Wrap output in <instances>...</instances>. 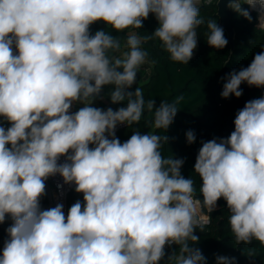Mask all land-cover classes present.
<instances>
[{"label": "clouds", "instance_id": "1", "mask_svg": "<svg viewBox=\"0 0 264 264\" xmlns=\"http://www.w3.org/2000/svg\"><path fill=\"white\" fill-rule=\"evenodd\" d=\"M210 3L0 0V224L11 220L0 264H160L172 245L179 252L167 255L166 264H206L190 245L221 198L236 244L264 246V95L236 112L228 137L201 141L193 167L202 201L193 180L181 174L185 158L162 155L168 137L134 127L146 108L145 127L167 131L183 100L145 104L140 87L129 90L147 62L142 43L158 39L172 62L188 64L204 24L199 5ZM243 4L258 6L257 27L264 30V0H228L229 9L251 21ZM150 14L158 21L155 31L128 35L126 51L104 29L90 31L98 21L117 33L141 29ZM207 29L209 46L228 44L216 20L209 19ZM222 79L223 98L241 97L245 82L264 87V51ZM106 86L113 87L110 102L126 106H92L105 98ZM77 104L83 106L72 111ZM120 125L133 129L124 142L116 135ZM185 136L189 145L196 141L192 130ZM57 174L63 180L58 188L74 185L83 194L67 215L63 203L41 207L46 181ZM234 260L216 256V264Z\"/></svg>", "mask_w": 264, "mask_h": 264}, {"label": "trees", "instance_id": "2", "mask_svg": "<svg viewBox=\"0 0 264 264\" xmlns=\"http://www.w3.org/2000/svg\"><path fill=\"white\" fill-rule=\"evenodd\" d=\"M199 8V18L204 20V24L197 29L198 49L189 63L172 62L169 54L162 49L158 39L142 43L141 47L148 52L147 63L140 67L137 84H134L129 90L134 91L135 87H140L144 94L145 104L149 99H155L157 106L160 101L171 103L176 97L183 96V100L178 105L174 122L167 131L145 127L144 120L150 118L146 108L140 124L134 127H139L141 133L149 132L168 137V142L162 145V155L165 158H185L181 174L185 178L193 180L196 189L195 196L202 201L200 192L202 180L194 172L193 167L198 150L202 146L201 141H208L215 137H228L234 130L233 121L236 112L243 108L247 101L264 95V87L248 86L245 82L240 85L243 90L241 97L237 98L233 95L223 98L220 95L225 83L222 78L233 69L239 71L241 68L249 66L254 55L264 51V30L257 27L259 24L257 13L252 11L247 4H243L242 8L247 9L253 19L249 21L232 10V22L235 28L234 47L224 30L228 44L222 49L213 48L206 42L209 31L207 21L209 19L216 20L219 25L217 4L215 2L201 4ZM157 26L158 21L154 14H150L143 21L141 29L129 28L117 33L110 25L106 26L104 22L98 21L91 25L90 31L91 34H94L95 31L104 29L107 33L116 36L121 42L122 51H126L125 43L130 32H134L140 37L148 36L155 31ZM109 54L118 55V53ZM147 67L150 68L149 71L145 70ZM112 90V86H106L103 89L104 99L107 102L103 103L101 108L112 107L115 110L126 106V101L117 104L110 102L109 97ZM7 126L9 125L6 123L5 127ZM188 130H192L196 135V141L191 145L186 142L185 133ZM132 131L133 129L126 126L121 129L117 137L121 142H124L130 137ZM78 199L83 201V194L73 190L69 196V207ZM217 204V208L209 213L210 223L205 225L202 231L195 229L194 234L199 237V241L190 246L201 250L206 258V264H216L218 255L235 257L233 264H264V246L256 240L250 244H236L227 222L229 212L226 201L221 198ZM41 207L49 208L48 194L41 199ZM9 224H11L10 218L0 224V249H2L3 241L7 239L5 229ZM174 249L177 253L179 252V247L174 245L165 258ZM253 249L255 255L250 256L249 251Z\"/></svg>", "mask_w": 264, "mask_h": 264}, {"label": "built area", "instance_id": "3", "mask_svg": "<svg viewBox=\"0 0 264 264\" xmlns=\"http://www.w3.org/2000/svg\"><path fill=\"white\" fill-rule=\"evenodd\" d=\"M212 2H217V0H212ZM252 11L258 9L257 8H250ZM257 15L259 16L260 13L259 12H256ZM259 20V19H258ZM77 110L75 108V106H73V109L72 111H75ZM126 127V125H120L118 126L117 130H116V135L118 136L119 135V132L121 131V129H124ZM91 147V146H90ZM63 157H61V162H63ZM63 183V180H62V177L59 176L58 174L54 177H50L47 181H46V186H47V194H48V199H49V208L50 207H54L57 203H63L64 205V212H65V215H67V210L69 208V196H70V193L74 190V185L72 186H69V185H64L63 188H58L57 185L58 184H62ZM195 198H197L195 196ZM199 199V198H197ZM204 216L207 218L208 217V213H207V210L204 209ZM210 223V222H209ZM208 224V223H207ZM205 224V225H207ZM174 245L172 246H166L165 247V253H169V251L171 250V248L173 247ZM162 264H166V260L163 261Z\"/></svg>", "mask_w": 264, "mask_h": 264}, {"label": "water", "instance_id": "4", "mask_svg": "<svg viewBox=\"0 0 264 264\" xmlns=\"http://www.w3.org/2000/svg\"><path fill=\"white\" fill-rule=\"evenodd\" d=\"M227 3L228 0H217V16L219 18V26L227 32L229 40L234 47L235 28L232 22V10L228 8Z\"/></svg>", "mask_w": 264, "mask_h": 264}, {"label": "crops", "instance_id": "5", "mask_svg": "<svg viewBox=\"0 0 264 264\" xmlns=\"http://www.w3.org/2000/svg\"><path fill=\"white\" fill-rule=\"evenodd\" d=\"M130 34H135L134 32H130ZM147 63V62H146ZM146 66H148L147 64H146ZM146 71H149L150 70V68L149 67H147V69H145ZM107 101H106V99H103V100H100V99H97V100H95L94 101V103H93V105L95 106V107H100L101 108V105L103 104V103H106ZM5 125H6V122H5ZM217 206H218V204H217ZM167 258H165L164 260H166ZM163 260V261H164ZM163 261H162V263H163Z\"/></svg>", "mask_w": 264, "mask_h": 264}, {"label": "rangeland", "instance_id": "6", "mask_svg": "<svg viewBox=\"0 0 264 264\" xmlns=\"http://www.w3.org/2000/svg\"><path fill=\"white\" fill-rule=\"evenodd\" d=\"M248 6H249V5H248ZM249 8H251V7L249 6ZM254 11H255V12H259L258 9L254 10ZM197 49H198V42H197V47H196V49H194V54H193V56L196 54ZM74 106H75L76 109H78L79 107H82L83 105H81V104H77V105H74ZM92 106H94V105H92Z\"/></svg>", "mask_w": 264, "mask_h": 264}, {"label": "bare ground", "instance_id": "7", "mask_svg": "<svg viewBox=\"0 0 264 264\" xmlns=\"http://www.w3.org/2000/svg\"><path fill=\"white\" fill-rule=\"evenodd\" d=\"M258 7V6H257Z\"/></svg>", "mask_w": 264, "mask_h": 264}]
</instances>
